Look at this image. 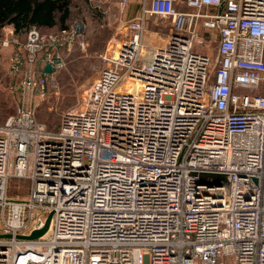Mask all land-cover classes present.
Listing matches in <instances>:
<instances>
[{
    "label": "built area",
    "instance_id": "2783aa9c",
    "mask_svg": "<svg viewBox=\"0 0 264 264\" xmlns=\"http://www.w3.org/2000/svg\"><path fill=\"white\" fill-rule=\"evenodd\" d=\"M132 4L58 129L23 106L0 124V264H264V0L117 9ZM153 16L170 23L162 44L143 40ZM81 35L33 26L28 61ZM40 62L52 71L22 81L37 94L62 66ZM11 179L23 192L8 195Z\"/></svg>",
    "mask_w": 264,
    "mask_h": 264
},
{
    "label": "rangeland",
    "instance_id": "374dc122",
    "mask_svg": "<svg viewBox=\"0 0 264 264\" xmlns=\"http://www.w3.org/2000/svg\"><path fill=\"white\" fill-rule=\"evenodd\" d=\"M69 8L67 29H73L75 25L80 26L83 44L77 37L72 38L70 42L61 39L58 41L59 47L48 45L39 51L37 62H40L47 52L56 53L62 59V66L54 72L43 94L22 87L26 74H37L36 64L28 61L25 48L27 34L24 37L12 36L19 44L9 38L6 39L7 45L4 42L0 44V124L17 106H23L31 109L46 128L58 129L61 112L81 101L84 90L105 66L101 53L105 50L109 38L118 33L125 20L133 17L137 11V7L132 4L124 14H120L117 0H69ZM59 30L47 29L43 33L38 31L44 35H53ZM169 31L168 19L150 17L144 28L143 40L150 44H162ZM200 180L223 183L226 182V177L221 174L201 173ZM16 183H19L20 191L23 192L25 182L11 179L8 195L14 196L18 193Z\"/></svg>",
    "mask_w": 264,
    "mask_h": 264
},
{
    "label": "trees",
    "instance_id": "16d2710c",
    "mask_svg": "<svg viewBox=\"0 0 264 264\" xmlns=\"http://www.w3.org/2000/svg\"><path fill=\"white\" fill-rule=\"evenodd\" d=\"M69 18V0H0V28L11 25L20 37L33 26L42 33L67 28Z\"/></svg>",
    "mask_w": 264,
    "mask_h": 264
},
{
    "label": "crops",
    "instance_id": "0c3cea01",
    "mask_svg": "<svg viewBox=\"0 0 264 264\" xmlns=\"http://www.w3.org/2000/svg\"><path fill=\"white\" fill-rule=\"evenodd\" d=\"M12 36H14V33H13V27L11 25H7L5 27H1L0 28V44L6 40V39H10L12 42L14 43H17L16 40H13ZM12 38V39H11ZM16 41V42H15ZM13 44V43H12ZM19 44V43H17ZM11 45V44H10ZM60 45H54V47H59ZM2 53V46L0 47V54ZM33 63V62H31ZM33 64H36L35 66V70L37 72V74H43L45 73L43 68H44V65L43 63L41 62H35ZM45 74H48V73H45ZM26 107V106H25ZM59 128V126H58Z\"/></svg>",
    "mask_w": 264,
    "mask_h": 264
},
{
    "label": "water",
    "instance_id": "95a60500",
    "mask_svg": "<svg viewBox=\"0 0 264 264\" xmlns=\"http://www.w3.org/2000/svg\"><path fill=\"white\" fill-rule=\"evenodd\" d=\"M43 70H44L45 73H50L52 71V65L50 63H46L44 65ZM50 216H51V214L49 213L47 218H46V220H45V223H44L43 227H41L40 229L33 230L29 235L24 236V237H26V238H36V237H39L42 234H44L47 231V229H48L49 222H50Z\"/></svg>",
    "mask_w": 264,
    "mask_h": 264
}]
</instances>
